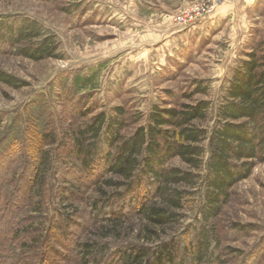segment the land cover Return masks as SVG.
Listing matches in <instances>:
<instances>
[{"label": "trees", "instance_id": "16d2710c", "mask_svg": "<svg viewBox=\"0 0 264 264\" xmlns=\"http://www.w3.org/2000/svg\"><path fill=\"white\" fill-rule=\"evenodd\" d=\"M0 54L61 57L53 34L18 15L0 17ZM245 55L209 130L197 125L207 118L204 101L154 105L146 125L128 135L126 112L116 106L88 119L76 113L80 121L65 133L63 149L44 133L35 153L21 140L0 146V264H222L215 223L231 188L264 163V43ZM0 83L23 87L2 71ZM25 140L29 146L35 135ZM195 195L197 226L179 241L167 229ZM77 200L86 202L91 227L79 224L81 209L65 210ZM131 212L139 229L125 232L122 219Z\"/></svg>", "mask_w": 264, "mask_h": 264}, {"label": "rangeland", "instance_id": "374dc122", "mask_svg": "<svg viewBox=\"0 0 264 264\" xmlns=\"http://www.w3.org/2000/svg\"><path fill=\"white\" fill-rule=\"evenodd\" d=\"M212 2L210 15L201 16ZM187 12L190 19L178 25L175 18ZM16 15L53 34L61 56L34 62L0 54V71L23 84L0 83V146L21 140L32 153L43 146L42 133L63 149L65 133L80 121L76 113L88 119L116 106L126 112L128 135L146 125L154 105L204 101L207 118L197 125L209 130L232 69L264 43V0H0V17ZM33 135L28 146L25 139ZM171 165L184 167L177 160ZM67 204L68 212L82 210L80 225L92 226L86 202ZM199 204V195L190 197L167 232L187 242ZM122 220L125 232L139 229L132 212ZM215 226L222 264H264V163L231 188Z\"/></svg>", "mask_w": 264, "mask_h": 264}, {"label": "built area", "instance_id": "2783aa9c", "mask_svg": "<svg viewBox=\"0 0 264 264\" xmlns=\"http://www.w3.org/2000/svg\"><path fill=\"white\" fill-rule=\"evenodd\" d=\"M227 2H232L234 0H226ZM212 9H213V2L212 3H207L205 8H202L201 9V13L200 15L203 16V17H206L208 15H210V13L212 12ZM190 12H187L185 13L184 15H181V16H178L175 18V22L178 24V25H181L183 23H185V21L187 19H190Z\"/></svg>", "mask_w": 264, "mask_h": 264}]
</instances>
